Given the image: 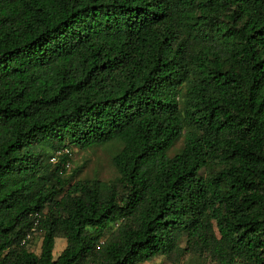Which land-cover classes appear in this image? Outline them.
Segmentation results:
<instances>
[{
  "label": "trees",
  "instance_id": "1",
  "mask_svg": "<svg viewBox=\"0 0 264 264\" xmlns=\"http://www.w3.org/2000/svg\"><path fill=\"white\" fill-rule=\"evenodd\" d=\"M185 257L264 264V0H0V264Z\"/></svg>",
  "mask_w": 264,
  "mask_h": 264
},
{
  "label": "rangeland",
  "instance_id": "2",
  "mask_svg": "<svg viewBox=\"0 0 264 264\" xmlns=\"http://www.w3.org/2000/svg\"><path fill=\"white\" fill-rule=\"evenodd\" d=\"M109 151H105L102 149H98L94 151H87V152H79L74 150L72 156V164L71 169L73 170L76 166H80L84 160H86V166L82 173L80 174L79 178L91 177L94 172H97L102 179H109L112 177L113 172L109 166L108 158H109ZM70 169V170H71ZM71 172V171H70ZM63 240L58 239L56 242L54 254H58L59 251L63 247ZM30 249L34 252L39 251V238L36 237L33 244L30 246ZM160 261V264H166L162 259H156ZM182 264H206L205 261L202 259H198L197 257H185Z\"/></svg>",
  "mask_w": 264,
  "mask_h": 264
},
{
  "label": "crops",
  "instance_id": "3",
  "mask_svg": "<svg viewBox=\"0 0 264 264\" xmlns=\"http://www.w3.org/2000/svg\"><path fill=\"white\" fill-rule=\"evenodd\" d=\"M64 244H65V243H63V247H64ZM63 247H62V249H63ZM62 249H61V250H62ZM61 250H60V251H61ZM60 251H59V252H60ZM156 259H158V258H156ZM156 259H153L152 261H150V262H146V263H144V264H158L160 261H158V260H156Z\"/></svg>",
  "mask_w": 264,
  "mask_h": 264
}]
</instances>
